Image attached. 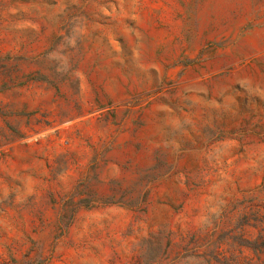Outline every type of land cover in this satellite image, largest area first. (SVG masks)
Here are the masks:
<instances>
[{
	"label": "rangeland",
	"instance_id": "374dc122",
	"mask_svg": "<svg viewBox=\"0 0 264 264\" xmlns=\"http://www.w3.org/2000/svg\"><path fill=\"white\" fill-rule=\"evenodd\" d=\"M0 264H264V0H0Z\"/></svg>",
	"mask_w": 264,
	"mask_h": 264
}]
</instances>
